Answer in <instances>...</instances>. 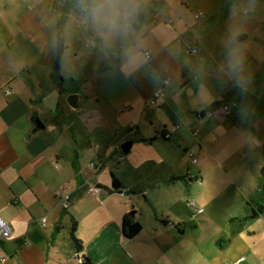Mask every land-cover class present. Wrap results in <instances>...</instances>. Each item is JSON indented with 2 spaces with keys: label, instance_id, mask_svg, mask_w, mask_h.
<instances>
[{
  "label": "crops",
  "instance_id": "crops-1",
  "mask_svg": "<svg viewBox=\"0 0 264 264\" xmlns=\"http://www.w3.org/2000/svg\"><path fill=\"white\" fill-rule=\"evenodd\" d=\"M146 6L138 39L145 63L125 70L117 49L111 59L90 66V73L97 72L78 84V89H71L67 80L65 84L60 82L57 63L62 54L58 57L53 40L49 46L38 41L39 36L43 39V30L37 29L45 26L30 20L34 33L16 34L15 26L9 23V4H0V215L13 228L12 236L1 240L6 256L3 264H82L87 257L94 264L161 263L173 240L187 232L188 222L207 217L205 210L198 211V202L194 206L188 204L190 200L184 202L183 190L193 193L203 175L184 158L187 154L192 157V152L196 155L190 151L193 136L199 137L203 131L208 138L215 134L197 120L193 111L188 113L192 118L190 127H177L176 103L169 84L189 83L190 76H195L189 75L191 70L184 62H195L202 53L211 51L210 39L219 36L226 23V3L158 0L146 2ZM197 11L205 12L202 19L195 17ZM256 22L264 26V16ZM87 54L88 60L95 54V58H103L95 50ZM67 65L81 67L70 59ZM166 80H170L169 84ZM8 88L13 89L10 95L5 92ZM158 89H163L165 96L150 105L149 99ZM71 94L78 96L74 105L68 101ZM225 104H229L228 100ZM223 105L217 111L218 122L238 129L242 124L237 111L227 119ZM207 115L208 112L204 116ZM37 119L43 121L44 128H37ZM146 121L149 126L142 129L146 136H135ZM198 124L203 129L196 134ZM132 135L136 139L128 140ZM148 136L150 141L145 138ZM124 141L132 142L128 153L122 148ZM138 143L152 146L150 155L155 167L151 171L158 173L155 179L150 173L138 181L129 178L141 169L133 152ZM155 144H159L157 149L153 148ZM201 150L207 151L202 146ZM92 162L98 165L96 170L90 168ZM217 165L231 179L228 167ZM112 173L123 184L120 190L113 188ZM241 174L238 179L254 182L247 186L252 191L261 174L248 169ZM85 181L99 186L100 193H88V188L82 187ZM179 181L185 186L180 187L181 195L164 196L163 186L178 189ZM66 194H71L68 205L64 202ZM141 198L151 206L154 224L151 219L144 222L147 203L143 206ZM247 199L248 205L252 199ZM162 203L168 207L167 215L175 217L185 233L169 222L160 223ZM188 207L195 210L189 211ZM244 208L238 206L239 216ZM249 210L253 216L244 212L248 219L260 218L261 212L254 214L258 210L255 205H250ZM126 214L144 227L135 238H126L122 232ZM43 217L47 218L45 225ZM74 220L76 235L84 245L82 250L76 249L70 239Z\"/></svg>",
  "mask_w": 264,
  "mask_h": 264
},
{
  "label": "rangeland",
  "instance_id": "rangeland-1",
  "mask_svg": "<svg viewBox=\"0 0 264 264\" xmlns=\"http://www.w3.org/2000/svg\"><path fill=\"white\" fill-rule=\"evenodd\" d=\"M148 1L153 3L158 0H146V2ZM60 2L61 0H0V4H9V23L15 26L13 29L16 34L23 36L30 35L29 32L34 33L30 20H37L40 25L44 26L48 6L54 3L57 7ZM21 17L23 18V24H20ZM38 30H43V33H41L43 39L39 36L38 41H44L45 45L49 46L53 40V48L56 50L58 57L59 42L61 38L64 39L65 49L57 66L59 68L60 82H64L65 84L64 80H67V87L71 89H78V84L85 82L92 76L91 74L94 75L97 72L96 68H94L95 71L90 73L93 70V67L89 68L90 66L98 65L99 60H106L104 57L95 58L96 54L94 58L88 60V57H86L87 53L93 50L86 47L80 39L66 40L63 36L58 35L53 37L46 27L42 29L40 26ZM250 34L252 40L250 64L253 69L254 85L248 101L254 108V118L250 125L242 124L238 129L224 125L221 126L220 122H218L220 116L217 114L219 109H214L215 104L220 100H228L229 105L232 107L230 110L232 112L230 117H232L235 111H237V106L243 102V99L237 94L236 90L230 87L219 92L217 99L208 109L194 113L197 120L206 125L205 127L211 128L215 135L208 138L203 131L199 137H192L193 147L190 151L196 153L195 158H197V161H194V157H190L189 154L185 156L184 161L189 163L194 168V171H196L195 169H201L203 175L200 176L193 191L198 196L183 190V193H186L184 195V202L186 199L193 201L195 204L198 202L197 204L203 207L207 217L204 219L200 217L199 222H188L185 235H182L178 240H173L169 253L163 261H160L161 263L154 262L153 264H166L164 261H171V264H235L238 261V264H264V210L259 214L260 218L257 219L253 217L248 219L244 215L247 213L253 216L252 211L249 210L250 205H255V208L264 207V174L262 173L264 163V26H260V24L255 22ZM217 39L218 36L210 39L211 51L209 53H202L201 57H212L217 54ZM68 44L71 45V48L68 47ZM197 48H200L199 44H197ZM77 50L81 55L76 56ZM68 59L74 65H81V67L76 69L73 65L69 67L67 65ZM192 73L195 72L191 71L189 75ZM73 76L76 77V80H74ZM194 77L190 76L191 80L189 83L186 80L184 84L182 82L179 85V89L181 90L180 99L185 104H187L189 97L195 90ZM204 112H208V115L203 116L202 113ZM226 114L227 116L225 117L231 119L228 116L229 113L227 112ZM145 126L148 127L149 122L143 123L142 128L139 129L138 134H135V136L139 134L146 136L142 130ZM249 126L260 141V144L253 150H249L238 143L239 130ZM197 128L203 129L201 124H198ZM145 138L148 140L152 139L150 136ZM134 139L136 138L132 135L128 140ZM201 140L203 143H201ZM157 145L159 144H155L153 148L157 149ZM201 146L207 149V151H202ZM151 148L152 146L150 145L135 144L133 152L137 157V162H139L137 166L141 169L131 174L129 178L138 181L145 174L150 173L151 176L154 174L152 179H155L158 173L151 171V168L155 167V161L151 160L153 158L150 155ZM183 152H185L184 148ZM207 158L211 163L206 161ZM125 162L128 163L129 160ZM217 163H223L228 167V170L232 174L231 179L227 177L222 167H219ZM247 169L261 174L257 186L252 191H249L247 186L249 184L253 185L254 182L246 181L244 177L238 179L242 176L241 173ZM178 184V189H175L174 186H169L171 188L163 186L164 196H171L173 194L179 197L181 195L179 193L180 187L184 189L185 186L182 185L183 181H179ZM88 193L92 192L88 191ZM153 196H156L155 192H153ZM137 197L136 199H138ZM247 197L252 199V202L248 204L249 206L247 205V201H249ZM207 200H209L208 203ZM141 202L143 206H146L147 202L145 198H141ZM186 204L187 202L184 203L185 208L187 207ZM238 206L239 208L245 207L243 213H241L242 216L237 214ZM166 208H168L166 207V203H162L158 213L160 223L164 224V220H169L172 227L179 231L176 223L177 219L169 217L165 211ZM187 209L189 211L195 210L189 207ZM145 217L144 222L146 224L150 219L152 220L151 224H154L153 217L155 215L152 214V208L148 203Z\"/></svg>",
  "mask_w": 264,
  "mask_h": 264
},
{
  "label": "clouds",
  "instance_id": "clouds-1",
  "mask_svg": "<svg viewBox=\"0 0 264 264\" xmlns=\"http://www.w3.org/2000/svg\"><path fill=\"white\" fill-rule=\"evenodd\" d=\"M225 3L226 23L217 39V54L200 57L195 62H184L195 72V90L187 104L180 99L178 84H169L176 103L177 127L182 130L192 123L189 111L208 109L218 93L229 87L243 99L237 106L241 124L250 125L254 118V108L248 101L254 85L250 31L264 16V0H225ZM146 12V0H61L55 8L48 6L44 26L53 37L80 39L104 58L111 59L113 52L119 49L122 67L131 70L146 61L138 45L141 17ZM238 143L253 150L260 141L249 126L239 130Z\"/></svg>",
  "mask_w": 264,
  "mask_h": 264
},
{
  "label": "built area",
  "instance_id": "built-area-1",
  "mask_svg": "<svg viewBox=\"0 0 264 264\" xmlns=\"http://www.w3.org/2000/svg\"><path fill=\"white\" fill-rule=\"evenodd\" d=\"M204 15H205L204 11L195 12V17L197 19H202V17ZM146 55L150 56V52L147 51ZM169 82H170V80H166L165 81L166 84H169ZM5 92H6L7 95H10L13 92V89L8 88V89H6ZM164 96H165V93H164L163 89L156 90L153 93L152 97L149 99V104L150 105H156L158 103V101L161 98H163ZM223 108H224L225 111L230 113L231 109H230V105L229 104L223 105ZM199 132H200L199 128L195 129V133L196 134H198ZM191 156L194 157V161H197V158H195V155H194L193 152L191 153ZM97 166L98 165L95 162L90 163V168L92 170H96ZM88 183H89L88 181H85L82 187H87L88 191H90L92 193H95V194H99L100 193L101 188L99 186H91V185H88ZM70 199H71V194H66L65 198H64V202H65L66 205H68ZM188 204L191 205V206L195 205V203L193 201H189ZM203 210H204L203 207H198V211L199 212H202ZM46 221H47V218L43 217V219H42L43 225L46 224ZM12 234H13L12 225L0 215V264H3L5 262V259H6L5 252H4L3 246L1 244V240L11 237ZM238 263H239V261L236 262L235 264H238Z\"/></svg>",
  "mask_w": 264,
  "mask_h": 264
},
{
  "label": "trees",
  "instance_id": "trees-1",
  "mask_svg": "<svg viewBox=\"0 0 264 264\" xmlns=\"http://www.w3.org/2000/svg\"><path fill=\"white\" fill-rule=\"evenodd\" d=\"M223 102H224L223 100L218 101L215 104L214 109L215 110L220 109L223 105ZM230 109H231V106H230ZM229 114H231V112ZM164 137L167 138L168 136L164 134ZM262 173L264 174V163H263ZM112 181H113V188L115 190H120L121 187L123 186L122 182L117 178V176L114 173H112ZM263 210H264V207L260 206L258 210H254V214L258 215V213L263 212ZM168 222L169 220H164V223H168ZM177 226L181 233H185V228L183 229L180 228L182 224H179ZM143 228L144 227L142 223L134 219L130 214L125 215L123 219L122 232L126 238H129V239L135 238L143 231ZM76 229H77V221L74 220L71 226L70 239L76 249L82 250L84 245L82 243V240L76 235ZM82 264H94V263L90 260L89 257H87L86 260H84Z\"/></svg>",
  "mask_w": 264,
  "mask_h": 264
},
{
  "label": "water",
  "instance_id": "water-1",
  "mask_svg": "<svg viewBox=\"0 0 264 264\" xmlns=\"http://www.w3.org/2000/svg\"><path fill=\"white\" fill-rule=\"evenodd\" d=\"M64 49H65V45H64V39L61 38L60 39V42H59V47H58V54L59 56L64 52ZM78 96L76 94H71L68 96V101L71 105H74L76 104V100H77ZM206 113H202V115L204 116ZM37 122V128H44L45 125L43 123V121L41 119H37L36 120ZM132 145V142L129 141V142H125V143H122V148L123 150L128 153L129 150H130V147Z\"/></svg>",
  "mask_w": 264,
  "mask_h": 264
}]
</instances>
